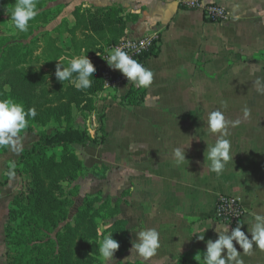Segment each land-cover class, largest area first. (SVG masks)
Wrapping results in <instances>:
<instances>
[{"label":"crops","instance_id":"1","mask_svg":"<svg viewBox=\"0 0 264 264\" xmlns=\"http://www.w3.org/2000/svg\"><path fill=\"white\" fill-rule=\"evenodd\" d=\"M46 1L47 11L56 10L50 20L56 17L67 38V46L58 44L70 52L78 6L123 8L124 38L162 36L158 50L144 61L154 81L142 104L125 103L130 86L121 83L105 87L95 97V110L77 118L98 139L76 146L86 167L80 191L111 198L120 209L111 221L123 219L129 231L128 249L115 252L112 264H143L129 256L136 233L145 228L160 233L161 247L149 264H199L206 241L218 238L217 224L218 231L225 227L214 219L223 194L240 200L247 233L250 213L264 214V94L255 83L259 78L264 85V0H209L229 10L231 19L224 23L207 22L200 10L182 8L177 0ZM109 37L95 33V66L116 75L119 70L104 59L116 46L108 44ZM99 45L103 55L96 53ZM217 109L227 120L241 121L227 128L232 159L220 176L205 161L207 143L217 138L208 133L207 116ZM175 147L186 152L181 167L173 163ZM197 229L204 240L193 235ZM241 257L244 264H264V251L255 246L252 255Z\"/></svg>","mask_w":264,"mask_h":264},{"label":"trees","instance_id":"2","mask_svg":"<svg viewBox=\"0 0 264 264\" xmlns=\"http://www.w3.org/2000/svg\"><path fill=\"white\" fill-rule=\"evenodd\" d=\"M14 3L15 0H0L5 11ZM46 3L39 0L40 14L30 22L27 33H16L7 42L6 38H0V99L12 98L26 110L36 109L35 119L29 118V129L34 124L43 127L51 122L58 124L53 132L42 131L15 162L17 173L24 179V188L14 197L9 212L5 230L6 264H101L98 250L103 233L98 217L106 211L105 215L114 219L120 211L118 204L114 205L108 197L96 207L98 196L86 194L72 220L69 214L73 197L80 192L78 185L71 184L86 171L76 146L98 141L88 130L75 125L73 112L75 108L81 113L95 110V97L105 88L107 70L96 63L93 84L87 90H77L72 83L58 81L55 71L61 58L67 64L83 51L95 54V33H109L108 44L117 45L124 38V10L76 7V25L69 30L74 43L70 52L60 47L50 32L35 34L49 23L52 15ZM97 52L103 55L104 47L99 45ZM150 55L138 61L144 65ZM129 86L124 102L142 104L147 90L131 81ZM56 147L61 148L60 154L52 151ZM128 232L126 222L117 219L104 234L113 235L120 243L116 252L124 253L129 247Z\"/></svg>","mask_w":264,"mask_h":264},{"label":"clouds","instance_id":"3","mask_svg":"<svg viewBox=\"0 0 264 264\" xmlns=\"http://www.w3.org/2000/svg\"><path fill=\"white\" fill-rule=\"evenodd\" d=\"M39 0H15L11 9H6L10 14V27L13 34L27 33L30 29V22L40 14L38 8ZM142 47V45H141ZM108 65L115 70H119L134 85L142 89H148L154 81V73L146 68L132 55L120 47H116L108 52L104 58ZM96 69L88 55L72 57L67 64L63 59H59L56 65L55 76L60 82H69L77 90H87L92 84L93 73ZM257 91L264 94V85L260 79L256 80ZM227 105L225 104L224 107ZM37 115L35 108L25 109L24 105L16 102L12 98L0 99V148L19 154L22 151L21 133L28 127L29 118L35 119ZM249 115L248 109L244 110V116ZM241 121L239 119L229 121L225 113L220 110H213L207 116V130L209 134L216 135L215 143L208 144L205 152V161L210 172L217 176L223 174L226 166L232 159L231 142L227 139V128L237 127ZM207 142V141H206ZM173 163L177 167L185 164L186 152L175 147L172 151ZM9 180L16 176V165L14 162L8 165L6 172ZM250 228L247 233L243 230V224L237 223L234 228L226 225L222 232L217 224L216 232L218 238L206 241V251L201 258L196 259L199 264H244L241 253L252 255L255 249L264 251V214L252 211L250 213ZM207 231V230H206ZM250 234V237H249ZM193 235H197L199 240H204L197 229ZM236 242V243H234ZM236 244L240 246L239 251ZM120 243L113 238V235L104 236L99 243V259L101 264H108L115 258V252L119 249ZM161 247L160 233L155 228H145L136 233V241L132 242L131 257L133 260H141L143 264H149L151 259L157 255Z\"/></svg>","mask_w":264,"mask_h":264},{"label":"rangeland","instance_id":"4","mask_svg":"<svg viewBox=\"0 0 264 264\" xmlns=\"http://www.w3.org/2000/svg\"><path fill=\"white\" fill-rule=\"evenodd\" d=\"M50 13L52 15H54L56 13V10H51ZM51 15V16H52ZM56 17L52 20H49L48 24L43 25V27L39 30L36 31V35L41 34L42 32L48 31L50 33L54 32L55 33V38H57L59 44L61 46H67V38H64L62 34H60V29L62 26H58L59 22L58 20H55ZM57 27H54L52 25H50L51 22H53ZM10 17L9 14L7 13V11H5L2 8V5L0 6V38L4 37L5 42H7V38H9L10 36H13L15 34H13V31L10 27ZM24 43H27L26 40L23 41ZM58 44V45H59ZM59 45V46H60ZM82 55H88L89 59L91 60V62L93 63V65H95L96 62V58H95V54H83ZM75 113V125L81 129H86L88 130L87 127H81L83 124V121H81V119H77L79 117H88L92 112H86V113H81L79 110L75 109V111L73 112ZM87 125V124H86ZM58 128V124L55 122H51L50 124H48L47 126H39V125H33L32 129H29V127H27L22 133H21V140H22V151L30 148L31 145L35 142L34 139L36 136L39 137L40 133L42 131H48V132H53L55 129ZM95 136V135H94ZM37 137V138H38ZM21 151V152H22ZM54 153L60 154L61 153V148L60 147H56L52 150ZM21 152H19V154L14 153L10 150H8L7 148H0V188H1V195H0V262L1 264H6V257H5V253H6V241H5V230H6V225L9 222V212L10 209L12 207V201L14 199V197L24 188V179L22 178V176L20 174L17 173L16 171V176L14 179L9 180V178L6 175V172L8 170V165L12 162H16L19 159V156L21 154ZM17 169V166H16ZM7 180V182L5 184V181ZM80 181H81V177L75 182L72 183L71 186L74 185H78L79 188L81 187L80 185ZM81 189V188H80ZM92 195H97L98 196V201L95 203L96 207H99L101 203H103L105 201V199H107L105 197V194H103V192H99V193H94ZM86 194H82L81 191L73 197V205L71 206L70 209V214H69V220H72L73 217L75 216V213L78 209V207L82 204L84 198H85ZM106 211H102L98 217L99 222H100V231L103 233L100 241L103 239L104 236H108L109 234H104L105 230L113 223V221H111V219H109L105 214ZM62 227V226H61ZM108 264H112L111 261L108 262Z\"/></svg>","mask_w":264,"mask_h":264},{"label":"built area","instance_id":"5","mask_svg":"<svg viewBox=\"0 0 264 264\" xmlns=\"http://www.w3.org/2000/svg\"><path fill=\"white\" fill-rule=\"evenodd\" d=\"M180 7L191 10H200L204 19L211 23H224L231 19L229 10L216 2L209 0H177ZM160 32H153L138 38H123L116 46L120 47L134 59L139 60L147 54H152L161 43ZM142 45V47H141ZM105 87L117 86L121 83L130 85V81L119 71L116 75L107 73ZM245 215L240 200L230 194L220 195L217 201L214 219L222 225L235 227L241 223Z\"/></svg>","mask_w":264,"mask_h":264}]
</instances>
